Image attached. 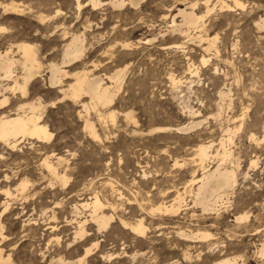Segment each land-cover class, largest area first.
Returning a JSON list of instances; mask_svg holds the SVG:
<instances>
[{"label":"rangeland","instance_id":"374dc122","mask_svg":"<svg viewBox=\"0 0 264 264\" xmlns=\"http://www.w3.org/2000/svg\"><path fill=\"white\" fill-rule=\"evenodd\" d=\"M76 1L0 0V53L21 59L16 45L26 41L34 45L39 61L25 93L18 86L25 74L20 62L13 78L0 81V98L8 97L0 103V114L14 113L22 104L27 110L29 103L41 105L42 122L53 133L43 140L19 136L16 146L0 141L4 252L16 264L76 260L86 247L92 251L85 264H218L227 257L239 264H264V23L260 29L255 23L264 18V0H240L243 6L234 0H140L138 6L120 8L108 0L95 7L90 0H80L77 7ZM192 2H197L196 13L205 16L203 26L184 27L188 34L173 31V17L181 22L179 9ZM223 2L234 10L220 7ZM10 3L22 10H5ZM207 3L215 7L211 12ZM199 33L217 35L209 50ZM74 35L84 51L70 62L65 50ZM201 56L208 61L203 63ZM52 63L67 71L55 85ZM120 68L126 70L119 88L110 76ZM83 71L110 85L115 93L111 104H98L96 111L89 93L70 96ZM87 120L98 136L91 134ZM197 120L202 123L190 134L175 130ZM227 126L236 128L225 146L233 153L226 165L235 168L237 181L219 211L206 213L194 206L191 191L197 185L190 180L203 172L197 145L210 140L211 153L223 151L220 139L228 137ZM217 158L206 160L207 169L217 165ZM177 191L185 198L178 214L150 212ZM95 194L114 216L107 227L99 228L91 209L81 207ZM240 215L247 217L235 219ZM139 217L147 226L142 236L129 226ZM84 219L89 234L74 241L78 221ZM180 229L210 235L190 241L178 234Z\"/></svg>","mask_w":264,"mask_h":264},{"label":"bare ground","instance_id":"6f19581e","mask_svg":"<svg viewBox=\"0 0 264 264\" xmlns=\"http://www.w3.org/2000/svg\"><path fill=\"white\" fill-rule=\"evenodd\" d=\"M220 1H222V0H220ZM90 2H92L94 7H95V5L98 6V4L102 3L101 0H90ZM234 2H235V6H243V3L240 0H234ZM76 3L78 4L77 7H80L83 4V3H81L80 0H77ZM107 3L110 4L114 8H120V7L124 6L125 4H129L131 6H138L140 4V0H108ZM205 3H204V5H205ZM206 5L208 7V12L209 11L211 12L215 8L213 6H212L213 8H210L208 6V3ZM196 6H197V2H192L188 5V7L179 9V13L182 16V20H181V22L177 23L175 16L173 17V22H172L173 24L171 25V26H173V28H172L173 31H176V32L180 31L183 34H186L189 29L184 30V27L190 28V27L194 26V28H195V27L200 26V28H201V26H203L202 25L203 23L201 24V22L203 21L205 16L202 14L199 15L196 13V11H195ZM220 7L227 8L228 10H234L233 6L229 3H226V2H223L222 6H220ZM7 9H12L13 11H18V12L22 10L18 5L11 4V3H10V6H6L5 10H7ZM255 23H258V28H259V25L264 23V18H262L259 22H255ZM204 27H206V26H204ZM198 29H199V27H198ZM202 32H203V30H202ZM200 34H202V33H199V35ZM204 34L200 35V37L202 39L208 40V42L210 44H208V46H206L207 44H205V46H206L205 49H208V48L210 49L211 48L210 46L215 43V40L218 37H217V35H215L213 37L209 36L210 37L209 38V37H206ZM196 35H197V33H196ZM153 39H155V37H153ZM149 40H151V39H149ZM187 41H189V40H187ZM199 41H201V40H199ZM129 45H130L129 43L122 44L123 47H127ZM16 46H17L18 50L22 53L21 59H15L13 57H10L8 51L5 54L0 53V81L5 79V78H13L14 77L13 75L15 72V65L20 62L22 67H23V70L25 71V74L22 75L24 82H23V84L19 85L17 78H14V81L16 84H18L19 88L23 91V93H25L26 87H27L26 85L29 82V80L32 78V76L34 75L36 68L39 66V61H38V58L36 56V50H35V47L33 44L24 41V42H20ZM173 46L174 47H180V44L176 43V44H173ZM217 48L218 47H216V49ZM83 51H84V45L81 42L80 37L74 35V37L72 38L70 43H68V45H67V48L65 50V55L68 56V58L71 62V59L74 60L75 58L81 56ZM202 61H203V63H206L208 61V58L203 56ZM50 67H51L50 71H52V74H51V77L50 76L49 77L51 78L50 81H51L52 85L53 84L54 85L59 84L62 80V76L66 75L67 71L63 70L62 66L58 65L57 63L56 64L52 63L50 65ZM125 70H126V68H120L119 70L111 73L112 74L111 76L109 75L110 78L115 79L119 88H120V85L122 84V81L124 79ZM194 70H195V68H194ZM215 70L218 71V67H215ZM195 73H198V72L196 71ZM175 78H173V80ZM1 86H3L2 83H0V94L2 92ZM7 88H9V85L6 86L4 89H7ZM219 92H220L221 96L226 95V93L223 91H219ZM83 93H89L90 94V96H91V98H90L91 104L90 105H92V108H94L96 111H99L98 104H103V105L111 104L113 102L114 96H115V93L112 91L110 85L109 86L105 85L101 76L90 77V75L86 71L80 72L76 75L75 82L71 85L70 96H72V98H79V96L82 95ZM6 101H8V97L6 95H4L3 98H0V103L2 105ZM40 106L41 105H36L35 103H29L28 104V110H27L25 108L26 106L24 104H22L18 108L16 107L17 110L14 113L10 114V112L9 113L6 112L8 114H6V113L0 114V141L2 140V141L7 142L10 145L13 144V146H16V141H17L19 136H26L27 135V136H30L32 138H36L38 140L50 138L53 135V133L51 131H49L47 124L42 122L43 113L40 110ZM219 106H222V105H219ZM84 107L86 109L85 111L88 112L89 106L87 105V103L84 104ZM194 113L195 112H193V114ZM220 113L221 112H218V115H220ZM99 115L104 116V114L101 112H99ZM109 115L112 119H114V117H115L114 111H111L109 113ZM126 116L128 118H130L131 114L129 112H127ZM235 120H237V118H235L234 121ZM201 123H202V120H200V121L197 120L196 122L192 121L189 125L183 124L182 126L176 127L175 130L177 132H180V133H188L194 127L201 125ZM86 126L90 129V132L93 136H95V137L98 136L97 132L94 129L93 123H91V122H89V120H87ZM169 129H172V128H166V129L164 128L162 131L169 130ZM223 130H225L224 132L228 136L227 138H221L220 139V143H221L220 146L222 147L221 150H223V151H221V152L217 151V153H215V154H213V152L211 153V148L214 145V143H213V141H210V140H208L207 142H201L197 145V155L196 156H198L200 159V166H201V169L203 170V172L201 173L200 176L194 175L192 177V179L190 180L191 184L193 183V184L197 185L195 187V189H192L191 191H192V195H193L194 206L199 207L203 212H206V213L211 212V211H213V212L219 211V209H220L219 205L220 204L223 205V203H225L224 199L228 196L230 190L233 188V185H235V183L237 181V175H236L235 168L229 167L228 165H226V162L232 160L233 153L229 148H227L225 146V144H227L226 141H229V142L233 141L232 140L233 139L232 134L234 133V131H236V128L231 127V126H227L226 128H223ZM188 134H190V133H188ZM213 156L218 157L217 158L218 161L216 163L217 165H215V167H213L211 169H207L205 162H206V160H210ZM235 158H237V157H235ZM61 159H62V156L59 155L58 160H61ZM44 162H45L46 166L48 167V169H50V171L53 172V174L56 173V167L48 159H44ZM177 162L178 161H176V163ZM256 162H257L256 160H252V164H256ZM233 163L235 164V162H233ZM62 178L64 179L65 176H62ZM25 187H26V182H22L21 183V189L24 190ZM7 193H9V191H7ZM184 201H185V198L183 196V193L177 191L176 196H174L168 203L165 202V203H160L159 205H154V206L152 205V207L150 208V212L153 213V212L158 211L161 215H176L180 212V210H182V207L184 206V204H183ZM106 205L107 204H105L101 200V198L99 197L98 194H95L90 200L81 201V207L82 206L83 207H89L91 209V213H90L91 217L90 218L98 224L99 228L107 227L114 217L113 214H109L108 212L104 211V208L109 206V205H107V206ZM78 207L79 206L76 205V208H78ZM114 207H115V205L113 206V208ZM6 208H8V205L3 209L6 210ZM192 215H194V213H192ZM245 217H247V216L246 215H240V216H237L235 219H237V220L243 219V218L245 219ZM123 222L125 223V225H128L127 222H125V221H123ZM86 223H87V219L78 221V226H77V229L75 231L74 241L79 237H83V236L89 234V233H86L88 231L86 228ZM129 226L131 229L130 231H132L135 234L141 235V236L144 235L146 230H147V226L145 225L143 218H140V217L135 223L129 224ZM3 228L4 227H3L2 222L0 220V264H16V262L12 258V254L11 253H5L4 252L5 249L1 246V243L5 238V236L3 234ZM178 234L181 235L182 237L187 238V240H190V241H195L196 238H202V240L207 239V238H209V235H210L209 232H207V231H196V232L190 231L187 233L183 230L181 231V229L178 231ZM70 243H72V242H70ZM208 243H206V245ZM210 246L211 245H209V247ZM205 249H206V247H205ZM210 249H211V247H210ZM91 251H92L91 247H88V248L86 247L85 253L83 255H81L80 257H78L76 260H66L63 257H60V258L54 257L51 259L50 264H85V259L87 258V256L90 254ZM260 253H261V255H264V242L262 243ZM188 254H190V253H188ZM218 264H239V263L237 262L235 257H232V258L227 257V258H224L221 261H219Z\"/></svg>","mask_w":264,"mask_h":264}]
</instances>
